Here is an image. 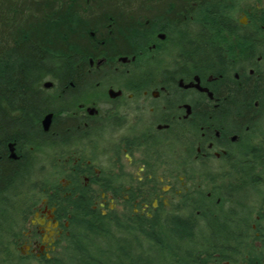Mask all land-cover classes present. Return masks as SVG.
I'll use <instances>...</instances> for the list:
<instances>
[{
  "label": "flooded vegetation",
  "instance_id": "af4514ba",
  "mask_svg": "<svg viewBox=\"0 0 264 264\" xmlns=\"http://www.w3.org/2000/svg\"><path fill=\"white\" fill-rule=\"evenodd\" d=\"M114 4L87 28L88 49H144L76 61L86 77L75 94L71 80L40 83L61 103L42 115L30 162L62 190L32 206L21 251L40 262L99 239L109 252L92 256L111 264H264V0H135L133 14ZM198 39L211 42L193 58L180 45ZM69 202L103 216L108 236L70 238Z\"/></svg>",
  "mask_w": 264,
  "mask_h": 264
},
{
  "label": "trees",
  "instance_id": "16d2710c",
  "mask_svg": "<svg viewBox=\"0 0 264 264\" xmlns=\"http://www.w3.org/2000/svg\"><path fill=\"white\" fill-rule=\"evenodd\" d=\"M115 1L119 0H0V264H26L18 247L29 223L31 208L42 197L49 198L51 192L62 190L59 178L50 179L46 168H38L30 162L38 155L37 139H43L42 115L61 103L51 100L41 90L40 83L46 78L65 84L71 80L75 88L69 89L75 94L80 80L86 77L83 63L79 70L74 69L76 61L105 52L125 53L131 57L144 49L133 43L104 51L88 49L92 40L87 28L99 22L105 24L109 11L117 8ZM134 3L135 0H120L121 8L131 14L136 6ZM126 22L129 27L130 22ZM209 25L215 26L214 23ZM130 30H127L128 37L132 35ZM210 42L209 39L187 40L180 46L188 55L199 58L204 56ZM65 122L66 119L59 118L54 125L64 132L69 125ZM9 144L14 145L16 152L26 149L29 157L26 163L23 157L17 160L10 157ZM133 188L132 184L130 190ZM78 209L75 205L69 212L73 228L70 238L78 236L77 228L85 232L82 235L85 238L108 236L107 225L102 230L95 225L96 221L104 219L103 216L87 208ZM127 217L131 231L141 232L139 220H134L140 216L132 212L131 207ZM185 221L178 220L175 228L184 227ZM107 241L94 239L86 243L87 247L71 242L68 251L62 255L59 252L54 259H45L40 264H111L112 255H104L106 260L92 256L100 245L108 253ZM130 241L132 243L126 247L131 248L127 258L135 263L140 256L136 257L133 248L142 247V238Z\"/></svg>",
  "mask_w": 264,
  "mask_h": 264
},
{
  "label": "rangeland",
  "instance_id": "374dc122",
  "mask_svg": "<svg viewBox=\"0 0 264 264\" xmlns=\"http://www.w3.org/2000/svg\"><path fill=\"white\" fill-rule=\"evenodd\" d=\"M21 249L25 250V247L23 244H21L19 247H18V252L20 254H22L23 256H25L23 259V263H26V264H40V262H38L37 259H34L33 257H28L25 255V253L23 251H21Z\"/></svg>",
  "mask_w": 264,
  "mask_h": 264
},
{
  "label": "water",
  "instance_id": "95a60500",
  "mask_svg": "<svg viewBox=\"0 0 264 264\" xmlns=\"http://www.w3.org/2000/svg\"><path fill=\"white\" fill-rule=\"evenodd\" d=\"M125 59H126V57H125ZM49 123H50V114L46 115L43 118L42 125H43L44 130H47L48 129ZM9 146H10V154H11V157L15 158L16 155L12 151L13 150L12 149V144H9Z\"/></svg>",
  "mask_w": 264,
  "mask_h": 264
}]
</instances>
